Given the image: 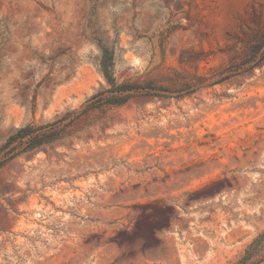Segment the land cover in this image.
Listing matches in <instances>:
<instances>
[{
  "label": "rangeland",
  "instance_id": "1",
  "mask_svg": "<svg viewBox=\"0 0 264 264\" xmlns=\"http://www.w3.org/2000/svg\"><path fill=\"white\" fill-rule=\"evenodd\" d=\"M105 52L149 92L87 108ZM26 125L64 136L0 168V264H264V0H0Z\"/></svg>",
  "mask_w": 264,
  "mask_h": 264
},
{
  "label": "trees",
  "instance_id": "2",
  "mask_svg": "<svg viewBox=\"0 0 264 264\" xmlns=\"http://www.w3.org/2000/svg\"><path fill=\"white\" fill-rule=\"evenodd\" d=\"M110 57H107V53L103 54L100 66L102 75L109 86L106 90L107 96L97 99V95L93 96L94 100H100L102 104L99 107H95L94 103H89L87 108L98 109L108 105H123L129 101L132 93L145 91L147 89L140 85L130 84H117L113 77L112 64L108 62ZM72 112L67 113L64 117L70 116ZM69 124V123H68ZM64 135L60 134L57 130H49L45 126H32L26 125L19 128L14 134L10 135L6 141L0 146V168H2L7 162L11 161L15 157L37 150L43 146L52 144Z\"/></svg>",
  "mask_w": 264,
  "mask_h": 264
}]
</instances>
